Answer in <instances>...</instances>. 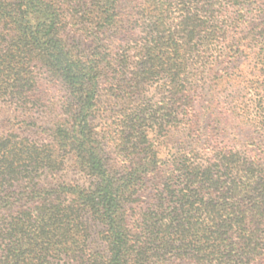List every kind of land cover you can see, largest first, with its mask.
<instances>
[{
    "label": "trees",
    "instance_id": "obj_1",
    "mask_svg": "<svg viewBox=\"0 0 264 264\" xmlns=\"http://www.w3.org/2000/svg\"><path fill=\"white\" fill-rule=\"evenodd\" d=\"M252 88L264 0H0V264H264ZM171 129L189 140L161 157Z\"/></svg>",
    "mask_w": 264,
    "mask_h": 264
},
{
    "label": "rangeland",
    "instance_id": "obj_2",
    "mask_svg": "<svg viewBox=\"0 0 264 264\" xmlns=\"http://www.w3.org/2000/svg\"><path fill=\"white\" fill-rule=\"evenodd\" d=\"M249 65H250L249 61H244L242 63V68L244 70H247V72H249V69H250ZM215 90L216 91L214 94L209 93V91H203L204 96L201 98V101H200L201 107L199 108V114H198L199 120L197 121V124L200 126L201 133L203 132L204 135L208 133L209 129L213 130L212 128H214V125H215V120L212 121V119L211 120L209 119V111H207L205 107L203 108V106H206V101L208 99H213L216 97H219L218 99H220L221 101L226 100L227 98L226 97L227 89H225V87L223 88V87L217 86ZM255 91L256 92L260 91L261 94L264 93V91L260 89L256 90V88L255 89L252 88L249 94H247L246 98H251L253 92ZM221 101L220 103H216V106L218 107L214 109L215 116H218L221 120L222 125L227 128L225 135L232 139L233 134L235 132L234 129H232L234 125V119L232 117L229 118L228 116L225 117L224 109L221 108L223 106V102ZM13 117H14V113L11 109L7 108L6 106H1L0 107V130L10 127L11 123L14 122ZM202 137L204 139L203 135ZM219 139L222 140L223 138L222 137L217 138V140ZM159 140L162 141L159 146V150H160L159 155L161 157H166L168 152H172L176 148V145H181L182 142H187L189 140V137L187 135L186 130L171 129L166 137L159 138ZM224 141L228 142L227 140H224ZM59 176L61 179L65 181H76L80 184H86L88 182L87 178L73 166L70 160L66 161L64 168L59 173Z\"/></svg>",
    "mask_w": 264,
    "mask_h": 264
}]
</instances>
